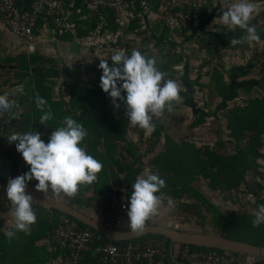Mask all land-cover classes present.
<instances>
[{"label": "rangeland", "instance_id": "rangeland-1", "mask_svg": "<svg viewBox=\"0 0 264 264\" xmlns=\"http://www.w3.org/2000/svg\"><path fill=\"white\" fill-rule=\"evenodd\" d=\"M234 2L236 0H207L204 13L211 15L213 20L203 36L190 39L166 30L154 15L146 17V25L142 24L141 28L136 22L133 24L131 38L124 42L126 54L130 55L136 49L156 57L160 70L167 74L166 78L176 80L181 90L171 112L166 110L162 116L153 117L151 131L132 125L126 116V106L121 102L116 109L111 98L104 93L106 109L127 117L128 122V139L117 143L115 160L110 158V163L107 161L106 164H110L112 170L109 189L120 179L123 167L126 171L124 176L129 179L151 171L159 173L165 180L166 186L161 189L164 203L159 213L149 220L152 224L255 243L257 240L252 228L258 227L252 224L255 209L249 207L256 197L262 198L264 204V159L260 160L259 169H254L253 165L245 168L238 186L229 191L233 194L231 199L225 197L227 193L217 191L219 181L212 185L213 180L209 176L213 175L215 168L203 164L212 148L231 155L247 144V140L232 133L239 122L233 120L232 129H227L228 115L236 108H247L255 101H264V35L258 31L263 26L261 30L264 33V0H253L256 11L249 21L250 26L256 28L259 40L238 45H232L231 40L238 38L239 34L238 39L244 37L246 32L238 26L230 31L221 20L222 13ZM18 39L5 27L0 15V81L4 83L6 73L11 81L9 85H1L0 92H6L9 99L17 102L18 108L14 111L23 112L29 103H25L18 94L20 91L14 87L25 79V91L30 90V82L38 80L39 89L43 91L41 96L47 90L78 122L85 114V107L89 106L88 96L93 97L90 91L100 83V61L108 60L111 64V56L117 46L104 45L102 51L91 46L84 49L73 39L63 38L55 44L38 40L35 49L29 50L28 45ZM221 39L228 44L223 45ZM222 64L223 68L219 66ZM187 81L191 84L189 90L184 89ZM46 82L48 87L44 86ZM27 100H31L30 95ZM7 115L12 118L7 119L0 112V165L11 158L21 159L14 152L6 153L5 146L14 147L7 139L13 133L20 134L21 127L25 126L16 124L12 114ZM243 132L247 134L249 130ZM180 150H183V157H179ZM104 151L106 153L107 150ZM173 152L177 157H170ZM77 195L69 197L63 194L65 199L76 200L78 205L87 204L88 207H76L89 215H94V206L104 198L103 192L94 201L87 199L84 193ZM168 198L173 201L171 207L167 204ZM44 206L46 209H35L37 218H45L49 209L55 222L56 209L47 204ZM6 220L0 219V238H7L2 232ZM48 224L50 229L54 227V223L48 221ZM6 229L9 230L8 227ZM261 258L264 259L253 255L247 264H255L263 260ZM226 264L238 263L230 258Z\"/></svg>", "mask_w": 264, "mask_h": 264}, {"label": "clouds", "instance_id": "clouds-1", "mask_svg": "<svg viewBox=\"0 0 264 264\" xmlns=\"http://www.w3.org/2000/svg\"><path fill=\"white\" fill-rule=\"evenodd\" d=\"M255 11L253 0H236L222 13V23L230 31L238 26L246 32L244 37L232 39V45L259 40L256 28L249 24ZM99 68L102 70L101 89L111 98L116 109L121 102L126 106V116L134 126L151 131L153 117L162 116L166 110L171 112L173 102L179 99L181 85L166 78L167 74L160 70L156 57L139 50L133 49L130 55L124 50L115 51L111 64L108 60H101ZM35 102L43 111L40 123L46 125L53 119L51 106L40 96L35 97ZM17 108L15 100L9 99L7 94H0V112L10 113L19 119L22 113L14 111ZM42 135L35 129L22 134L13 133L7 139L30 166L28 171L11 178L7 185L6 195L12 206L10 215L15 218L14 224L4 233L8 238H14L17 232H27L36 221L33 196L26 192L28 182L38 181L35 188L45 195L52 189L55 193L63 192L71 197L79 186L96 181L97 173L103 167L102 162L88 154L81 143L88 130L72 117H64L62 125L51 131L47 142L41 138ZM165 186V180L159 173L148 171L136 177L127 207L133 232H142L147 222L159 213L164 203L161 189ZM167 204L173 206L171 198ZM253 217L254 227L264 224V204L257 206Z\"/></svg>", "mask_w": 264, "mask_h": 264}, {"label": "built area", "instance_id": "built-area-1", "mask_svg": "<svg viewBox=\"0 0 264 264\" xmlns=\"http://www.w3.org/2000/svg\"><path fill=\"white\" fill-rule=\"evenodd\" d=\"M75 0H0V14L4 25L17 38L34 48L42 36L71 33L75 42L84 49L91 46L103 49L104 45L117 46L126 51L124 42L137 17L154 15L164 27L182 33L202 26V9L206 0H88V13L79 7L74 12ZM156 4V10L152 9ZM75 14V15H74ZM96 19L93 30L81 34L77 24L88 29L85 23ZM43 20L40 26L39 22ZM113 50V48H111ZM102 51V50H101ZM29 170L23 160L11 158L0 165V207L8 210L11 203L6 190L11 178ZM36 180L27 185L35 187ZM131 187L117 180L112 184L108 210L104 219L107 226L117 230H131L127 207ZM52 233L56 258L51 264H226L229 253L218 250L194 249L191 245L176 246L151 236L142 240H111L92 227L83 225L74 217L56 213ZM144 236V235H143ZM139 238V237H138Z\"/></svg>", "mask_w": 264, "mask_h": 264}, {"label": "trees", "instance_id": "trees-1", "mask_svg": "<svg viewBox=\"0 0 264 264\" xmlns=\"http://www.w3.org/2000/svg\"><path fill=\"white\" fill-rule=\"evenodd\" d=\"M207 2V0H206ZM81 7L84 10V13H88V0H75L74 1V12H76V9ZM206 7V3L202 9V26L199 29H195L194 31H190L189 29H185L182 33L171 30L167 27H164L166 30L174 32V33H179L180 35H184L183 37L185 39H190L195 36H203L207 29V25L211 23L213 20V17L209 14L204 13ZM152 9L155 11L156 10V4H153ZM2 16V14H0ZM75 15V14H74ZM153 16V15H150ZM149 16V17H150ZM3 16H2V21H3ZM96 19H92L88 22L85 23V25H88V29H85L82 27V25L77 24V29L80 31L81 34H85L87 31L93 30L96 26ZM4 22V21H3ZM137 23L139 27L141 28L142 24H145V18L144 17H137L135 21L132 23L129 31H128V37L131 38L132 34V27L134 23ZM43 24V20H40L39 25L41 26ZM263 27V26H262ZM262 27L260 28L259 33L264 35L262 32ZM236 33V32H235ZM245 33V32H243ZM240 37V34L237 35ZM238 37V38H239ZM62 38L64 39H73L72 34L69 32H64ZM236 37V39H238ZM220 42L223 45L228 44V42L224 39H221ZM237 47V46H236ZM217 50V49H216ZM219 52L221 50H218ZM264 54V51H263ZM262 56V54H261ZM264 61V57H263ZM224 67V65H219ZM213 68H217V66H213ZM186 90H188L191 86V84L187 81L184 82ZM187 87V88H186ZM104 91L100 87V83L96 84L94 89L90 91V94H93V97L88 96L89 100V106L85 107V114L86 116V122L90 123V125L95 124L97 127V137H98V143H100V139H104L103 143H101L102 148L104 150H107L106 153L109 157L115 158V153L117 152V143L118 142H126L128 139L127 137V128H128V122L126 119L122 117H117L113 114L112 111H109L106 109L105 106V98L106 96L104 95ZM83 94H86L85 91H83ZM123 94V93H122ZM89 95V94H88ZM85 96V97H86ZM92 98V100H91ZM209 113V112H208ZM207 114V113H206ZM209 115V114H207ZM228 126L227 129H232L231 128V123L233 120H236L237 122L240 123L237 127L234 128L233 134L235 137H242V140H247V144L243 148H237L235 150V154H227L225 155L224 153H219L213 148L211 151L208 152L207 154V159L206 161L203 162V164L211 165L213 168H215L216 171H214L212 174L211 179L213 180L212 185L214 184L215 181H219V186L216 187L217 191H222L224 193L225 197L227 199H231L233 194L230 193L229 191H233L235 187L238 186L239 182L242 180V176H244L245 168L249 169V166L253 165L252 167L255 169H259V164L260 160L264 159V152H263V146H264V101L259 100L255 101L252 105L248 106L247 108H236L234 110H231L229 115H228ZM80 119H78V122ZM249 130V133L243 134L245 130ZM132 143V142H131ZM96 146V144H95ZM180 149V148H179ZM183 150H180L179 157H183ZM175 154L178 155L175 151ZM171 158L177 157L174 155V152L170 154ZM16 160V159H15ZM115 160V159H114ZM119 162V161H118ZM237 162L239 164H237ZM241 167V169H240ZM123 172L120 174V179L122 182L128 184L131 187L132 190V184L135 182L136 178L129 179L125 174V169L124 167L122 168ZM222 173L223 176L219 177L218 175ZM263 176V174H262ZM239 178V179H238ZM238 179V180H237ZM237 180V181H236ZM224 189V190H223ZM226 189V190H225ZM229 192V193H228ZM242 201V200H241ZM260 203V204H259ZM262 203V198L256 197L254 202H251V205L249 208L253 207L254 209L257 208L258 205H261ZM108 201L106 203V209L108 210ZM55 210V209H54ZM56 213L60 212L58 210H55ZM56 217V215H55ZM57 219V218H56ZM56 220L54 222L55 226ZM83 224L82 222H80ZM152 224L150 221L147 222L146 225ZM85 225V224H83ZM262 227L259 229V227ZM257 229L252 228L253 234H255V239L257 240L255 243L256 245H264V224H261ZM254 227V226H253ZM151 236H156L158 238H161L162 240L166 241L167 243L170 242V239L165 237L164 235L161 234H147L144 236H141L137 238V240H142L147 237ZM230 238V237H229ZM5 237L0 238V250L5 251V248L7 244L5 245ZM176 246L184 245V244H175ZM5 246V248H4ZM192 248L194 249H203V250H218L223 252L221 249H216V248H207V247H202V246H196V245H191ZM229 253V258L236 260L238 264H247L249 260L253 257V255L246 254V253H239V252H231L227 251ZM263 259V258H261ZM255 264H264V259L257 261Z\"/></svg>", "mask_w": 264, "mask_h": 264}, {"label": "crops", "instance_id": "crops-1", "mask_svg": "<svg viewBox=\"0 0 264 264\" xmlns=\"http://www.w3.org/2000/svg\"><path fill=\"white\" fill-rule=\"evenodd\" d=\"M62 39H63L62 35L60 36V34H56L55 38H53L52 36L50 37L42 36L39 40L44 41V43L55 44L56 42ZM18 40H22V39L19 38ZM28 49L32 50V49H35V47L29 48L28 46ZM4 75H2L4 76V80H3L4 83L2 84L0 81L1 83L0 89L3 87L1 85H7V84L9 85L11 83L10 77H8V74L6 73ZM25 82L26 80L24 79L23 81H20L15 85L17 87H14L20 91L18 94L21 96L23 100H25V103H29L28 104L29 107H25L23 112L21 111L19 112V113H22V115H20L19 119H16L17 120L16 124L25 126V127L23 126L21 127L20 134L26 131H34L36 129L37 131H40L43 133L41 138L47 142L48 137L51 134V131L55 130L57 127L62 125L64 117L66 116L72 117V115L69 113L68 110L65 109L64 105L60 104L58 101H55L52 98V96H50L49 93H47V90H44L45 95L41 96L43 95L42 94L43 91L39 89L40 85L38 84L39 83L38 80H35V82L33 81V83L30 82V84L28 85L30 87V90L26 89V91H25V88H26ZM44 86L48 87L49 86L48 82H46ZM0 94H6V92L3 91V92H0ZM25 95H28V96H25ZM29 95L31 99L30 101L27 100ZM36 96H40L44 98L47 101V105L51 106V109L53 112V119L50 121H47L46 125L40 123V117L43 114V111L36 106V102H35ZM1 113H3L4 117L6 118L7 117L12 118L9 115H7L6 112H1ZM113 114L117 117H121V116L116 115L115 113ZM122 118L127 119V117L125 116ZM79 119H80L79 123H82L85 126V128L88 130V135L84 138V140L81 143L83 144L88 154L92 155L98 161L102 162L103 167L101 171L97 173V180L91 184H85V185L79 186L76 194H79L80 196V194L84 193L86 194L87 199L91 198L94 201L97 199V197L100 196L99 194L103 192L104 198L101 200L98 206L97 205L94 206V209H93L94 215H91L102 221L104 219L105 212H106V203L109 199V193H110L109 188L111 184L110 173L112 172V170H111V166H109L110 164L109 165L106 164L107 161L109 162V157L105 153L104 148H102L101 146V143H103L104 139L103 138L100 139V143H98L97 141L98 137L96 133L98 129L96 125L95 124L90 125V123H87L86 116L84 115L81 116ZM1 135L2 134H0V137H2ZM5 149H6V153L7 151L11 153L14 152L16 156L23 159L22 155L19 152H17L16 146L10 147L6 145ZM3 156L6 157L7 154H3ZM48 193L52 194L53 196H55L56 198L60 199L63 202L73 205L74 207L76 206L88 207L87 204L78 205L76 200L67 199V198L65 199V197L63 196L64 194L63 192L55 193L52 189H49ZM76 194L74 196H76ZM79 196L77 195V197ZM34 197L35 196H33V205H32L34 210L39 209V208L46 209V208H43L45 207L44 202H41L40 199L35 200ZM100 199L98 201H100ZM40 203H43V204H40ZM36 212L38 213V211ZM47 213L48 214H46L45 218H43L42 220L36 218L35 223L30 226V229L27 232H22V231L17 232L14 238L7 237L5 239V245L7 244V246L6 248L4 246L5 251H2V250L0 251V264H51L53 262V260L57 256V252L54 248V242L52 240V233H53L54 227L52 226V229H50V225L48 224V221L54 223L52 219L53 212L52 210L49 211L48 209ZM6 221L7 222H4L5 226L2 227V232L4 233L8 231L6 227L10 229L11 226L14 224L15 218L13 217V219L12 218L7 219Z\"/></svg>", "mask_w": 264, "mask_h": 264}, {"label": "water", "instance_id": "water-1", "mask_svg": "<svg viewBox=\"0 0 264 264\" xmlns=\"http://www.w3.org/2000/svg\"><path fill=\"white\" fill-rule=\"evenodd\" d=\"M26 192L30 193L32 196L37 197L50 207L60 212L66 213L82 222L83 224L92 227L111 240L135 239L147 234H161L169 238L172 245H196L264 257V245H256L247 241L236 240L215 234L184 232L154 224L146 225L144 230L139 233H135L132 230L122 231L113 229L107 226L103 221L85 213L84 211L74 207L73 205L61 201L50 193H47L45 195L41 191H38L35 187L29 185H27L26 187ZM11 208L12 206L8 210H3L0 207V219L6 220L13 218L10 215Z\"/></svg>", "mask_w": 264, "mask_h": 264}]
</instances>
